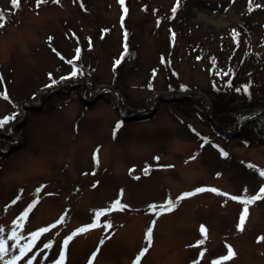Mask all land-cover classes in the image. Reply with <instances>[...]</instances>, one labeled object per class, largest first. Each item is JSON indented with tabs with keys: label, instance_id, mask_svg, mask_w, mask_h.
<instances>
[{
	"label": "rangeland",
	"instance_id": "374dc122",
	"mask_svg": "<svg viewBox=\"0 0 264 264\" xmlns=\"http://www.w3.org/2000/svg\"><path fill=\"white\" fill-rule=\"evenodd\" d=\"M85 1L87 12L72 0L40 7L22 0L16 11L0 0L12 10L0 27V120H7L0 126V264L14 256L15 264H55L62 250L63 264H134L146 247L139 264H213L229 246L236 255L221 264H264V194L247 205L237 229L241 200L264 186V142L243 144L242 122L228 136L210 125L212 77L193 45L211 50L233 29L250 27V47L262 50L264 0H182L173 39L153 10L165 16L175 0ZM106 86L119 95L83 104V94L90 99ZM180 96L187 97L168 99ZM152 107L148 118L120 121L121 110L143 115ZM184 193L194 195L171 212L156 215L159 207H149ZM116 200L127 207L108 211Z\"/></svg>",
	"mask_w": 264,
	"mask_h": 264
},
{
	"label": "trees",
	"instance_id": "16d2710c",
	"mask_svg": "<svg viewBox=\"0 0 264 264\" xmlns=\"http://www.w3.org/2000/svg\"><path fill=\"white\" fill-rule=\"evenodd\" d=\"M42 1L44 0H33L34 7H40V5L44 4ZM56 1L60 0H53V2ZM72 1L77 3L78 7L84 12L88 11L85 0ZM21 3L22 0H19L18 6H13L11 0H9V5L15 11ZM182 4V0H179V6L176 12L173 13L172 8L177 5V0H175L165 16L158 15L156 7L153 10L155 16L157 15V20L167 27L170 39L175 38L179 34L178 27L173 22L176 20L175 16L180 11ZM253 10L254 12L256 11L255 8ZM11 11L10 8L0 6V12L3 13V19H0V24L6 25V22L11 18H8ZM257 12L259 11H256L255 14ZM259 24L260 27L264 28V20L257 25ZM252 31L253 29L250 27L247 31L233 29L232 34L230 37L228 36L227 40H221L213 48L209 47L211 50L201 48L200 42L193 44L194 46L197 45L196 48H200L198 51L199 55L196 54L195 57H206L209 65L208 73L210 72L209 74L212 77L211 85L206 94H208L211 101V117L220 125L212 123L210 125L228 136L230 134L229 130L238 128L237 123L240 116L250 115L242 121L240 126L239 136L245 145L264 142V77H260L258 74L264 70V36H260L263 39V49L260 51L256 50L254 53L250 47V35ZM252 55H255L254 61H257V64H250L248 62ZM78 72V75H75L74 78L83 73L80 70ZM70 76L73 77L72 75ZM167 89L170 90L171 85ZM4 93L9 96L7 92ZM196 99L198 101L197 107L203 110L201 112L204 113L205 108L202 98L196 96ZM13 112L14 114H8L7 119H12L17 113V111ZM158 210V212H164L160 208Z\"/></svg>",
	"mask_w": 264,
	"mask_h": 264
},
{
	"label": "snow or ice",
	"instance_id": "6c2138e0",
	"mask_svg": "<svg viewBox=\"0 0 264 264\" xmlns=\"http://www.w3.org/2000/svg\"><path fill=\"white\" fill-rule=\"evenodd\" d=\"M119 2L123 5L124 3V0H119ZM251 2V0H250ZM18 3H19V0H11V4L13 6H18ZM179 6V0H177V5L174 6L172 8V12L175 13L176 10H177V7ZM257 7H259V5H257ZM0 19H3V13L0 12ZM122 21H123V17L121 18ZM3 25L0 24V27H2ZM127 35V34H125ZM79 51V50H77ZM117 64L120 63L119 60L116 61ZM73 76L76 75L75 72L72 73ZM63 79V78H62ZM53 83H55V81H53ZM245 91H247V89H245ZM7 123V120H0V126H3L4 124ZM117 127H119V124H117ZM223 155H227V153H223ZM145 172H147V169H145ZM260 175L261 176H264V171H261L260 172ZM206 189H197L196 191L197 192H200V191H205ZM209 191H217L216 189H207ZM37 191H39V189H37ZM264 194V186H262L260 188V191L259 193L256 195V196H253V197H250V198H247V199H244V200H241V203H243L245 205V207L243 208V210L241 211L240 213V217H239V222L237 224V229L238 230H243L244 228V224H245V221L247 219V215H248V207L247 205H250L252 204L254 201L256 200H259L261 199V195ZM191 195H194V193H184L182 194L181 196L177 197L175 201L173 200H167L165 201V204L164 205H159V206H156V205H150L149 207L155 212L156 208L159 207L161 209V211H167V212H171L175 207H176V203L180 200H183L184 198L188 197V196H191ZM224 195H227V194H224ZM231 199L233 200H239L240 198L239 197H231ZM36 203V201H33V205ZM33 205H30L29 206V209H31V207ZM127 206L126 205H122L120 203L119 200H116L113 202V205L108 209V211H112L113 209H119V210H122L124 208H126ZM103 214V211H97L96 213V218L98 219L101 215ZM24 215H27V212H25ZM156 215H160V212H156ZM64 219V217H61L60 220H57L56 223H60L62 220ZM156 223L155 220L152 221V224L154 225ZM97 225L95 223L91 224V225H88V226H85V227H82L80 229H78L76 232H74L72 234V236H69L67 237L64 241H63V245L64 247L66 248L67 245H68V242L72 239L73 236H75L78 232H86L88 229L90 228H94L96 227ZM107 227H111V225H106ZM51 227H55V225H52ZM48 231V228H43V229H40L38 230L37 232L35 233H32V236H33V239H35L36 237L39 236V234L41 232H46ZM200 232L203 234V235H206V229L203 225H201L200 227ZM152 237H153V231H152V228L149 227L147 230H146V233H145V239L148 241V245L151 246L152 244ZM198 244H203L204 243V240H200L197 242ZM50 245L49 244H46L45 245V248L49 247ZM27 249H21V256L24 254V252L26 251ZM6 251L5 249V244L2 240H0V256H2V254ZM148 251V248H144L140 254L136 257V261H134V264H139V260H140V257L143 256L146 252ZM202 254V253H201ZM235 252L233 251V249L229 246L228 247V251H227V254L221 258H219V260L217 261H214L213 264H221V261H228V260H231L234 256H235ZM93 256H95V253H93ZM20 259V256H14L12 258L11 261L8 262V264H15V261ZM65 259V252L64 250L61 251L60 253V257L58 258V260L55 262V264H63V261ZM28 264H31V260L28 261ZM89 264H91V259L89 260Z\"/></svg>",
	"mask_w": 264,
	"mask_h": 264
},
{
	"label": "water",
	"instance_id": "95a60500",
	"mask_svg": "<svg viewBox=\"0 0 264 264\" xmlns=\"http://www.w3.org/2000/svg\"><path fill=\"white\" fill-rule=\"evenodd\" d=\"M114 88H116V86H114ZM92 92H95V90L92 91ZM105 92L106 91L99 92L98 94L93 93V94H91L90 99H86L85 96H84V94H83V96H81V100H82V102H83L84 105L90 106V105L94 104V102L96 100L100 99L104 95ZM116 92H117V95H119L118 91H116ZM186 97L187 96L169 97L168 99L181 101V100H184ZM123 104H124V102H122V106H123ZM40 108H41V104H36V105L26 104V109L27 110H39ZM206 108H207L206 109V116H207L208 120H210V122L212 124H215V121L212 119V117L210 116V113L208 112L209 111L208 110L209 107H206ZM154 111H155V109L152 107L150 109V111L146 112L143 115H137L136 113H133V114H131L129 116L128 115L122 116V118H123V120L138 119L139 117H141V118H148V117H150V116L153 115ZM25 113H27V112L25 111ZM245 117H243V118H245ZM243 118L239 119L238 124H240L242 122ZM23 120H24V118H23ZM23 124H24V121H21L20 123L17 124V126H22ZM144 172H145V170H144ZM147 172H148V169H147Z\"/></svg>",
	"mask_w": 264,
	"mask_h": 264
}]
</instances>
